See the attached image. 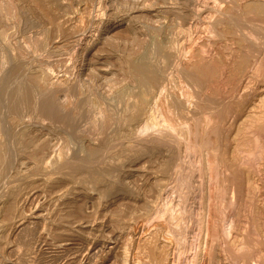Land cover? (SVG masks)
<instances>
[{"label":"rangeland","instance_id":"374dc122","mask_svg":"<svg viewBox=\"0 0 264 264\" xmlns=\"http://www.w3.org/2000/svg\"><path fill=\"white\" fill-rule=\"evenodd\" d=\"M0 94V264H264V0H0Z\"/></svg>","mask_w":264,"mask_h":264},{"label":"bare ground","instance_id":"6f19581e","mask_svg":"<svg viewBox=\"0 0 264 264\" xmlns=\"http://www.w3.org/2000/svg\"><path fill=\"white\" fill-rule=\"evenodd\" d=\"M228 1V0H227ZM165 2V1H164ZM251 4H253V3H251ZM259 4V3H258ZM258 4H256V5H258ZM254 5V4H253ZM261 6V5H260ZM257 8L259 7V6H256ZM261 8V7H260ZM263 8V7H262ZM261 8V9H262ZM254 9H255V7H254ZM257 10V9H256ZM237 11V10H236ZM226 13V12H225ZM224 13V14H225ZM238 13V12H237ZM234 14V13H233ZM230 18V17H229ZM238 18V17H237ZM232 20V19H231ZM225 21H227V20H225ZM219 22V21H218ZM230 22V21H229ZM230 24V23H229ZM40 29V28H39ZM54 38V37H53ZM77 39V38H76ZM78 41V40H77ZM34 45H36V47H38V49H39V47H41V45L39 46V44H34ZM38 45V46H37ZM35 46H34V51H35V48H36ZM37 49V48H36ZM20 59V58H19ZM3 61H5V60H3ZM2 61V62H3ZM21 62H22V58H21ZM5 63V62H4ZM20 63V62H19ZM25 64V63H24ZM19 65V64H18ZM22 65V64H21ZM23 66V65H22ZM19 67H20V65L19 66H17V68L19 69ZM197 67V66H196ZM16 68V67H15ZM15 68H12V69H15ZM16 68V69H17ZM199 68V67H198ZM197 68V69H198ZM17 69V70H18ZM20 69H21V67H20ZM19 69V70H20ZM17 70L15 71V72H17ZM130 70H131V74H132V78L134 77V80L139 84V86L141 87V89H147V88H149L151 85H153V84H155L157 81H158V72L155 70V69H153L152 67H151V65L150 64H148L146 61H144V60H140V61H138V62H132L131 64H130ZM14 71V70H13ZM23 71V70H22ZM21 71V72H22ZM19 72V71H18ZM25 73V72H24ZM19 74V73H18ZM38 74V73H37ZM49 74V73H48ZM13 75V74H12ZM12 75H11V78H13V81H14V77H12ZM26 75V74H25ZM35 75V74H34ZM39 75V74H38ZM37 75V76H38ZM42 75V74H41ZM44 76V75H43ZM18 77V76H17ZM16 77V78H17ZM30 77V76H29ZM33 77V76H32ZM40 77V76H39ZM45 77V76H44ZM44 77H40V78H36V76H35V79H36V81H32L33 82V84H32V82H29L30 83V85L32 86H34V82L35 83H37V85H39V86H34V87H37V88H39V89H34V87H31V86H27V85H29V84H26V86H27V88H26V86L24 87L23 85H22V87H24L25 88V90H21V91H17L18 90V88L21 86H17L18 88H16V92H15V90H13L14 88H12V87H14L15 85L13 84L12 85V90L15 92V93H13L14 94V100H13V98H12V100H13V102H11V101H9L8 100V98H7V100L9 101V104L7 103V102H5V96H3L2 94H0V95H2L3 96V100H4V102H5V104H7L8 106L9 105H11L10 103H14V101H15V106H17L19 103H20V105H21V102H23V100L25 101V103L26 102H28V105H29V102L31 103L32 102V100H33V103H35V106H38L39 107V112H40V115H41V113H42V115L45 113L46 114V116H50L49 118H51V117H53L54 119L55 118H57V119H59L60 121L62 120V118H63V121H64V117H62V114H60L59 112H57V111H59V110H57V109H53L52 108V106H51V103L49 102V101H51V100H49L48 101V99H50V98H52V100H54V98L56 99V97L57 96H53V97H50V98H47L46 100L48 101V103H46V102H44V101H46L44 98V100L42 101L43 103H41V101H39L38 99H37V96L39 95H37L36 96V94L37 93H39L40 92V94H41V92L42 93H45V92H47L46 90L48 89V86H49V84L51 83V82H48V81H46L45 80V78ZM41 78L43 79L44 78V80L46 81V82H48L47 83V85H45V81L44 80H41ZM23 79H25V78H23ZM31 79H33V78H31ZM34 79V80H35ZM12 80V79H11ZM17 80V79H16ZM16 80H15V82H16ZM21 80V79H20ZM19 79H18V81H20ZM29 80V79H28ZM17 81V82H18ZM59 81V80H58ZM71 81V80H70ZM14 82V83H15ZM27 82V81H26ZM13 83V82H12ZM11 83V84H12ZM16 85L18 84V83H15ZM21 84H22V82H21ZM52 84V83H51ZM62 84V83H61ZM19 85V84H18ZM57 85V84H56ZM60 85V84H59ZM51 86V85H50ZM58 86V85H57ZM6 88L8 87V86H5ZM16 87V86H15ZM22 87H20V89L22 88ZM51 87H53V84H52V86ZM59 87V86H58ZM9 88V87H8ZM50 88V87H49ZM55 88H57V87H55ZM50 89H52V88H50ZM53 89H54V87H53ZM60 89V88H59ZM58 89V90H59ZM63 89V88H62ZM6 90H8V89H6ZM12 90H8V91H5V90H3V91H5V92H9V96L12 94L11 93V91ZM149 90V89H148ZM54 91H56V90H54ZM61 91V90H60ZM141 91V90H140ZM146 92V91H145ZM144 92V93H145ZM4 93V92H3ZM11 93V94H10ZM48 93H53V91H51V92H48ZM144 93L142 94L143 96H144ZM4 94H7V93H4ZM53 95V94H52ZM55 95V94H54ZM1 96V97H2ZM13 96V95H12ZM11 96V97H12ZM40 96V95H39ZM39 96H38V98H39ZM42 96V95H41ZM43 97V96H42ZM20 98L22 99V101L21 102H19L20 101ZM10 99V98H9ZM58 99V98H57ZM56 99V101H58ZM2 100V101H3ZM6 100V101H7ZM19 102L18 104H16V102ZM66 101V100H65ZM53 102H55V100L53 101ZM145 102V97H139L138 99H136L135 101H134V103H133V107H131V108H133L132 109V111H131V108H130V112H129V114H127V117H126V120H129L130 118H134L135 116H137L138 114H139V112L141 111V109H143L142 107H143V104H145L144 103ZM56 103V102H55ZM59 103H60V101H59ZM1 104V103H0ZM4 104V105H5ZM23 104V103H22ZM37 104V105H36ZM61 104H63V106H65L64 104H66L65 102L64 103H62V101H61V103H60V105ZM2 105V104H1ZM19 105V106H20ZM23 105H25L26 106V104H23ZM7 106V107H8ZM13 105H11L10 107H12ZM15 106H13V107H15ZM34 106V105H33ZM32 106V107H33ZM58 106H59V104H58ZM62 106V105H61ZM132 106V105H131ZM3 107V106H2ZM12 107V108H13ZM23 107V106H22ZM21 107V108H22ZM29 107H31V106H29ZM31 107V108H32ZM66 107V106H65ZM16 108V107H15ZM17 108H18V106H17ZM21 108H18L17 110L19 111V109H21ZM30 108V109H31ZM8 109V108H7ZM7 109H6V111H7ZM25 109V108H24ZM27 109H28V107H27ZM35 109H38V108H35ZM60 109V108H59ZM63 109H65L64 107H63ZM62 109V107H61V111L60 112H62L63 113V110ZM9 110V109H8ZM16 110V109H15ZM15 110L13 111V112H15ZM17 110H16V113L17 114H19V112H17ZM29 110V109H28ZM34 110V109H33ZM32 111V110H31ZM65 111V110H64ZM10 112V111H9ZM12 112V111H11ZM10 112V113H11ZM23 112V111H22ZM21 110H20V115H22L21 113ZM8 113V112H7ZM9 113V114H10ZM31 113V112H30ZM12 114V113H11ZM17 114H15V115H17ZM27 114V113H26ZM25 114V115H26ZM31 114H34L33 112L31 113ZM37 114H38V111H37ZM30 115V114H29ZM63 115H64V113H63ZM10 116V115H9ZM35 116H37V115H35ZM46 116H43L44 118H47ZM139 116H140V114H139ZM12 117H13V115H12ZM38 117V116H37ZM62 117V118H61ZM66 117H68V115L66 116ZM65 117V118H66ZM141 117V116H140ZM15 118V117H14ZM18 118H19V116H18ZM28 118V117H27ZM53 118H51V119H53ZM128 118V119H127ZM16 119H17V117H16ZM20 119H22V118H20ZM25 119V118H24ZM51 119H49V120H51ZM136 119V118H135ZM58 120V121H59ZM66 120H67V118H66ZM132 120V119H131ZM11 121H12V119H11ZM130 121V120H129ZM29 122V121H28ZM67 122V121H66ZM11 123V122H10ZM13 125V124H12ZM35 125V124H34ZM20 127V126H19ZM23 127V126H22ZM13 132V131H12ZM14 134V133H13ZM21 134V133H20ZM15 135H17V134H15ZM47 137V136H46ZM11 138V137H10ZM13 141V140H12ZM42 142V141H41ZM90 145V144H89ZM54 146V145H53ZM91 146V145H90ZM94 146V145H93ZM88 147V146H87ZM97 148V147H96ZM2 149H3V146H2ZM1 150V149H0ZM7 150V149H6ZM95 150V148L93 147V148H89V150L88 151H90V152H93ZM98 150V149H97ZM97 150H95V151H97ZM2 151V150H1ZM8 152V151H7ZM18 152V151H17ZM93 153H95V152H93ZM11 154V153H10ZM58 154V153H57ZM4 155V154H3ZM9 155V154H8ZM8 155H6V156H8ZM60 156V155H59ZM86 156H88V154L86 155ZM5 157V156H4ZM89 157V156H88ZM1 158H2V156H1ZM12 158V157H11ZM10 159V158H9ZM57 159V158H56ZM10 161V160H9ZM13 161V160H12ZM19 162V161H18ZM22 162V161H21ZM10 163V162H9ZM26 163V162H25ZM2 164V163H1ZM4 166V165H3ZM2 166V167H3ZM0 168H1V165H0ZM29 169V168H28ZM38 169V168H37ZM3 170H5L6 171V169H3ZM2 170V171H3ZM8 170V169H7ZM9 171V170H8ZM1 174H3V173H1ZM7 174V173H6ZM5 175V174H4ZM3 175V176H4ZM2 176V177H3ZM7 176V175H6ZM0 180H1V178H0ZM34 215V214H33ZM41 214H39V213H36L35 215H34V217L35 218H37V217H41L40 216ZM68 243V242H67ZM64 244V243H63Z\"/></svg>","mask_w":264,"mask_h":264}]
</instances>
